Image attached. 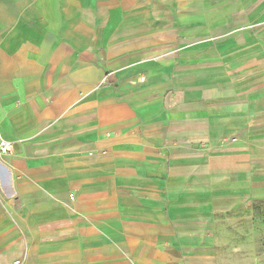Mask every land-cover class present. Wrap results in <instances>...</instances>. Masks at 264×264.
Returning a JSON list of instances; mask_svg holds the SVG:
<instances>
[{"label":"crops","instance_id":"1","mask_svg":"<svg viewBox=\"0 0 264 264\" xmlns=\"http://www.w3.org/2000/svg\"><path fill=\"white\" fill-rule=\"evenodd\" d=\"M233 11L264 0H0V264H244L213 227L254 201L251 130L218 123L203 81L258 46L217 56ZM220 134L243 149L200 164Z\"/></svg>","mask_w":264,"mask_h":264},{"label":"rangeland","instance_id":"2","mask_svg":"<svg viewBox=\"0 0 264 264\" xmlns=\"http://www.w3.org/2000/svg\"><path fill=\"white\" fill-rule=\"evenodd\" d=\"M231 15V22L224 29L214 30L213 46L218 50L221 56L225 46L223 40L230 38L241 39L250 37L260 39L257 47L248 46L243 53L236 54L226 60L216 59V63L205 70H210V78H204L206 86H211L210 92L206 89L204 100L211 106L218 123L222 125L226 119H232L241 129L251 130V138L247 140L252 145V162L254 170L255 198L250 204L231 208L219 214L216 219L214 230L220 233L218 240L223 249L220 250L219 256L229 261H239L244 264H264V19L252 23L256 15H246L239 19V12H228ZM247 13H250L247 11ZM246 19V20H244ZM262 37V38H260ZM210 50V49H209ZM260 51L262 56L257 61L246 59L247 76L242 79L239 72H229V68H235L243 61L238 56ZM210 53V52H209ZM208 53V54H209ZM202 54V55H201ZM207 51H201L200 55L207 57ZM214 54H217L215 51ZM200 56V57H201ZM247 57V56H246ZM201 59V58H200ZM240 67V66H238ZM245 66H243V69ZM234 78V79H232ZM140 82L144 83L146 79L140 77ZM228 107V108H226ZM244 112V113H243ZM243 122L244 125H243ZM228 126L222 127V129ZM214 147H207L206 144L200 143L197 150H202V157L199 158L200 164H207L211 155H227L232 149L239 148L240 140L237 135L220 134L217 137ZM238 142V143H237ZM239 148V149H238ZM225 220H220V219ZM217 241V239H216Z\"/></svg>","mask_w":264,"mask_h":264},{"label":"built area","instance_id":"3","mask_svg":"<svg viewBox=\"0 0 264 264\" xmlns=\"http://www.w3.org/2000/svg\"><path fill=\"white\" fill-rule=\"evenodd\" d=\"M11 151V147L4 141L0 142V155H7ZM14 264H21L20 260L14 262Z\"/></svg>","mask_w":264,"mask_h":264}]
</instances>
